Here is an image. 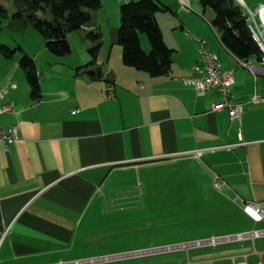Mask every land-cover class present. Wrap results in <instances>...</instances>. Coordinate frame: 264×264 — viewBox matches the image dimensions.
Segmentation results:
<instances>
[{
  "label": "crops",
  "instance_id": "crops-1",
  "mask_svg": "<svg viewBox=\"0 0 264 264\" xmlns=\"http://www.w3.org/2000/svg\"><path fill=\"white\" fill-rule=\"evenodd\" d=\"M181 1L189 4L188 0ZM180 22L191 43L176 55L164 36L175 54L172 71L162 78L126 67L119 45L120 26L106 35L97 16L68 35L72 51L64 57L50 53L39 32V36L31 34V40L16 32L15 49L0 44L12 52L7 56L0 49V88L9 90L2 100L9 109L0 123L7 128L19 126V138L8 150L0 143V264L80 260L106 264L164 253L153 249L112 255L120 256L114 260H105L111 255L93 258L99 254L96 245L106 243L107 236H115L108 228L110 224L100 223L103 213L111 214L110 208L101 206V199L125 194L103 191L102 187L119 173L144 165H149L150 175L158 178L171 171L174 180L181 183L186 181L184 177L195 176L191 181L194 190L200 187L196 195L225 200L246 216V202L264 207V76L247 68L219 42L223 57L239 65L225 66L217 53L224 68L235 70L232 98L243 104V112L237 120L231 119L227 110L213 112V104L223 100L220 93L213 90L198 96L182 78L193 75L197 39L215 51L209 47L206 31L197 29V19L181 18ZM16 23H20L17 30L27 28L24 21ZM91 32L100 33L102 38L95 41L89 37ZM98 43L102 48L96 65H91L90 49ZM142 46L150 50L143 40ZM25 54L35 60L39 76L41 93L35 100L21 65ZM248 62L259 67L256 58ZM98 67L103 68L105 78L113 75L115 81L87 74ZM110 87L112 91H108ZM197 151H202L199 159L195 157ZM257 240L252 242L251 254L204 262L190 259L188 264H231L234 258L243 257L249 262L251 256L257 258V264L264 253V249H257Z\"/></svg>",
  "mask_w": 264,
  "mask_h": 264
},
{
  "label": "rangeland",
  "instance_id": "rangeland-1",
  "mask_svg": "<svg viewBox=\"0 0 264 264\" xmlns=\"http://www.w3.org/2000/svg\"><path fill=\"white\" fill-rule=\"evenodd\" d=\"M127 1L102 0V9L93 12V16H97L103 23L101 26H103L106 35L113 27L121 26V6ZM236 1L239 3L238 0ZM243 1L254 10L261 3H264V0ZM156 2L169 9L166 12H158L156 17L168 45L176 50V55L182 54L181 48L187 42L191 43L181 30L180 19L195 18L200 24L204 23L203 26L198 24L197 29L206 31L209 35L207 37L210 38L209 47L214 49V53L224 56L219 38L209 24L216 16L212 9L205 12L200 0H188L189 4L187 6L181 0H156ZM0 6L6 8L9 13V17L3 19V23L0 25V44L4 45L6 43L15 49L17 35H20L21 38L25 36L31 40V34H39L25 19L17 20L24 21L27 24L26 31L17 30L20 23L16 22L20 21H16L14 14L23 10L25 7L23 2L0 0ZM41 16L49 19L51 13L49 11L42 12ZM22 24L24 27V23ZM141 38L143 44H147L148 49H150L147 36L143 34ZM222 60L225 66H239L230 57L229 59L223 57ZM148 166L144 165L138 170L134 169V171L119 173L102 187L103 191H123L125 194L114 196L116 199H101V206L110 208L111 214L106 215L103 213L100 223L102 225L110 224L108 228L115 236H107V240H109L106 243L102 241L99 245L95 244L99 249V254L93 258L150 251L213 236L233 235L264 228V223L256 224L238 210L237 206L229 205L225 200H207L196 195L200 191V187L198 186L194 190L195 184L191 181L197 177L189 175L184 177L186 181L181 183L174 180V174L170 175L171 171H168L166 172L168 175H165L166 173L160 174V178H158L150 175ZM180 174L179 171L178 176ZM196 207L198 210H196ZM162 230L163 233L158 232ZM103 239L102 237L101 240ZM256 243L257 249L263 251L264 238L258 239ZM253 251L252 241L247 240L225 243L217 247L191 249L189 254L186 250H176L131 256L106 264H188L190 259L192 262H204L217 258L251 254ZM256 259L255 256H251L249 263L255 264Z\"/></svg>",
  "mask_w": 264,
  "mask_h": 264
},
{
  "label": "trees",
  "instance_id": "trees-1",
  "mask_svg": "<svg viewBox=\"0 0 264 264\" xmlns=\"http://www.w3.org/2000/svg\"><path fill=\"white\" fill-rule=\"evenodd\" d=\"M23 2L22 11L14 14L16 19H25L45 39L46 48L56 56L64 57L71 53L68 35L80 30L93 20V12L102 9V0H17ZM206 12L212 9L215 19L209 22L217 34L223 48L242 63L251 58L259 59L260 48L254 41L252 31L244 9L236 0H200ZM49 11L51 17L44 18L41 13ZM169 11L156 0H129L121 6V26L119 45L122 49V61L126 67L149 74L152 78L168 76L172 71L175 51L168 47L164 34L157 20L158 12ZM9 13L0 6V25ZM145 34L150 44L146 51L142 46L141 35ZM98 41L100 33L89 34ZM102 43L90 49L91 65H96ZM3 53H12L6 46H1ZM20 49V48H19ZM21 65L26 71V79L31 88L32 99L40 98V81L35 60L25 54Z\"/></svg>",
  "mask_w": 264,
  "mask_h": 264
},
{
  "label": "built area",
  "instance_id": "built-area-1",
  "mask_svg": "<svg viewBox=\"0 0 264 264\" xmlns=\"http://www.w3.org/2000/svg\"><path fill=\"white\" fill-rule=\"evenodd\" d=\"M246 14L249 16V25L259 36V44L261 52L259 59H256L259 69L252 66L247 61V68L251 69L255 74L264 76V4H260L255 10L250 8L243 0H238ZM185 5H187L185 3ZM199 43L198 59L193 66V75L182 78L186 86H191L195 89L198 96H205L211 91L216 90L223 97V100L213 104L212 111L227 110L231 119L237 120L241 118L243 112V104L236 103L232 98V88L235 84V70L226 69L222 66L220 56L208 49L206 41L197 39ZM12 89H17L16 84H11ZM112 91V87L108 88ZM8 89L0 88V117L6 113L9 106L2 105V100L8 94ZM19 138V126L7 128L0 123V143L6 150ZM230 148L231 146H227ZM202 151L195 152V157L200 158ZM244 212L256 223L264 221V207L258 203L246 202ZM264 237V230H252L250 232L238 233L228 236L211 237L207 239L195 240L188 243L178 244L164 248H158L154 252H171L176 250H190L205 247H217L218 245L230 242H242L251 240L253 243L259 238ZM255 245V244H254ZM106 257L105 260H114L119 258ZM96 260H80L70 263L59 264H90ZM210 264H215L213 261ZM231 264H249L245 257L234 258ZM257 264H264V253L260 255V261Z\"/></svg>",
  "mask_w": 264,
  "mask_h": 264
},
{
  "label": "water",
  "instance_id": "water-1",
  "mask_svg": "<svg viewBox=\"0 0 264 264\" xmlns=\"http://www.w3.org/2000/svg\"><path fill=\"white\" fill-rule=\"evenodd\" d=\"M87 74L90 76V77H93V78H97V79H106L108 82H114L115 79H114V76L113 75H108L106 78H105V74L103 72V68L102 67H98L96 69H93L91 71H88Z\"/></svg>",
  "mask_w": 264,
  "mask_h": 264
},
{
  "label": "bare ground",
  "instance_id": "bare-ground-1",
  "mask_svg": "<svg viewBox=\"0 0 264 264\" xmlns=\"http://www.w3.org/2000/svg\"><path fill=\"white\" fill-rule=\"evenodd\" d=\"M245 14H246V12H245ZM246 16H247V20H248V22H249V16L246 14ZM249 24V23H248ZM250 26V29H251V31H252V34H253V38H254V41L258 44V46H259V48H260V50H261V45L259 44V36L257 35V33L254 31V30H252V27H251V25H249ZM241 62V61H240ZM244 64H246V63H244ZM245 66V65H244Z\"/></svg>",
  "mask_w": 264,
  "mask_h": 264
}]
</instances>
